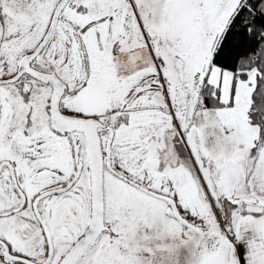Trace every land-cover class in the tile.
I'll list each match as a JSON object with an SVG mask.
<instances>
[{
	"label": "snow or ice",
	"instance_id": "snow-or-ice-1",
	"mask_svg": "<svg viewBox=\"0 0 264 264\" xmlns=\"http://www.w3.org/2000/svg\"><path fill=\"white\" fill-rule=\"evenodd\" d=\"M0 264H264V0H0Z\"/></svg>",
	"mask_w": 264,
	"mask_h": 264
}]
</instances>
